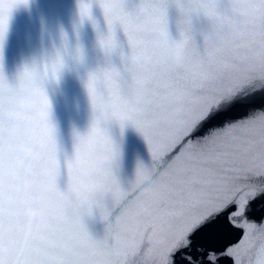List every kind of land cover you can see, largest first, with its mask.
I'll use <instances>...</instances> for the list:
<instances>
[{
	"label": "snow or ice",
	"instance_id": "1",
	"mask_svg": "<svg viewBox=\"0 0 264 264\" xmlns=\"http://www.w3.org/2000/svg\"><path fill=\"white\" fill-rule=\"evenodd\" d=\"M61 2L39 0L10 64L0 20V264H240L249 237L247 264H264V221L246 215L264 207V0H98L103 31L83 2L75 43ZM88 23L95 61L79 41ZM225 209L243 233L218 249Z\"/></svg>",
	"mask_w": 264,
	"mask_h": 264
},
{
	"label": "water",
	"instance_id": "2",
	"mask_svg": "<svg viewBox=\"0 0 264 264\" xmlns=\"http://www.w3.org/2000/svg\"><path fill=\"white\" fill-rule=\"evenodd\" d=\"M86 2L90 5H93V16L99 22L100 29L103 31L104 23L102 12L96 6L98 0H62L61 2V11L58 17V23L64 27L68 32L70 40L75 43L76 37L73 33L72 22L76 19L79 10V4ZM142 0H126V6L129 10H138L141 6ZM8 5H16L11 12L7 11ZM75 5V8L73 7ZM45 6L42 3H39V0H31L29 5H25L22 0H0V20L9 18L10 16V36L13 38L12 46L6 51V60L10 64L15 50V37L21 33H31L35 34L39 24V14L40 10ZM179 13L175 7L169 8V28L170 33L173 38H177L176 23ZM203 21H194V24L197 28L203 25ZM196 40L199 42L200 37L196 35ZM79 41L86 47L88 57L90 61H95L100 58V52L96 47L97 41V32L92 28L91 24H86L79 33ZM67 96L70 101V106L68 111L64 114V126L66 129L70 130L71 124L74 122V119L77 117L75 109L72 107L73 104L77 102V92L78 88L76 86H69L67 89ZM56 110L59 114L60 104L57 102ZM126 147L129 152H140L145 158H147V153L144 145L141 141L134 135L129 134L126 140ZM129 168L132 166V159L129 158L128 161ZM251 207V206H250ZM228 209H225L224 213L221 214V224L223 226V231L214 237L211 241V245L218 249H223L225 246H230L232 244L238 243L242 238L243 229L236 227H229V221L226 219V213ZM248 218L254 222L264 221V207L257 205L256 207L251 208L249 212L246 213ZM92 230L96 234L102 233V225L96 223L91 225ZM259 240L258 237H249L248 244L242 245L239 249L240 255V264H247L245 257L248 254V248L253 244L257 243ZM158 250L153 252L151 255H157ZM176 260L179 257L175 258ZM219 264H235L232 257L221 256L219 258Z\"/></svg>",
	"mask_w": 264,
	"mask_h": 264
}]
</instances>
